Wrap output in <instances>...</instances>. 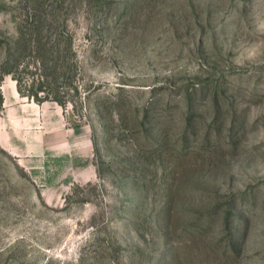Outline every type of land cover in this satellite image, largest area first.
<instances>
[{
	"label": "rangeland",
	"instance_id": "rangeland-1",
	"mask_svg": "<svg viewBox=\"0 0 264 264\" xmlns=\"http://www.w3.org/2000/svg\"><path fill=\"white\" fill-rule=\"evenodd\" d=\"M125 1L0 0V264H264V0ZM38 5L53 84L3 64Z\"/></svg>",
	"mask_w": 264,
	"mask_h": 264
},
{
	"label": "trees",
	"instance_id": "trees-1",
	"mask_svg": "<svg viewBox=\"0 0 264 264\" xmlns=\"http://www.w3.org/2000/svg\"><path fill=\"white\" fill-rule=\"evenodd\" d=\"M143 3L144 0H126L125 8H141ZM15 45L16 48L8 53L3 64L11 66L18 64L19 58L28 49H31L38 53V62L45 70V77L49 79L51 84L56 83L62 77H68L72 69L67 58L72 47V36L68 34L64 24L57 21L53 10L40 8V5L37 8H28L18 26ZM7 73H12L15 79H18L13 70L9 69ZM17 87L21 93L20 80H17ZM40 89L42 91V88ZM31 95L38 102L42 99L38 96V92H32ZM54 100L63 105V101L59 96H55ZM3 101V95L0 94V110ZM185 122L189 125V114H186Z\"/></svg>",
	"mask_w": 264,
	"mask_h": 264
},
{
	"label": "crops",
	"instance_id": "crops-1",
	"mask_svg": "<svg viewBox=\"0 0 264 264\" xmlns=\"http://www.w3.org/2000/svg\"><path fill=\"white\" fill-rule=\"evenodd\" d=\"M5 105V104H4ZM19 112H21V110H18ZM16 114H17V112L14 110V111H12L11 112V114H9V116L11 115V118H16L15 116H16ZM9 140H8V138L6 137V135L5 134H0V143H1V145H3L4 147H6V145H7V142H8Z\"/></svg>",
	"mask_w": 264,
	"mask_h": 264
}]
</instances>
